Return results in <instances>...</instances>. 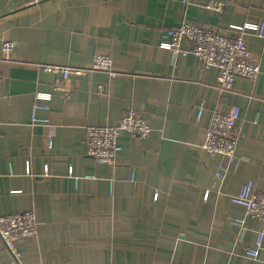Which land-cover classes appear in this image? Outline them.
Listing matches in <instances>:
<instances>
[{
	"label": "crops",
	"instance_id": "1",
	"mask_svg": "<svg viewBox=\"0 0 264 264\" xmlns=\"http://www.w3.org/2000/svg\"><path fill=\"white\" fill-rule=\"evenodd\" d=\"M215 2L221 11L209 7ZM185 21L237 34L233 25L264 22V0H0V215L34 210L39 222L38 234L18 243L22 264H264V243L257 259L245 255L260 222L244 231L231 221L245 215L231 200L244 183L264 193V39L246 35L258 79L223 90L218 70L160 47L165 30ZM5 40L15 43L10 57ZM101 53L119 74L72 75L68 96L55 88L62 74L44 69L87 68ZM38 92L51 93L49 109L38 111L48 125L32 119ZM233 105L247 135L238 166L202 147L214 112ZM130 109L151 134L124 132L117 162L98 163L87 127L117 125ZM221 163L230 174L205 200ZM10 259L0 239V264Z\"/></svg>",
	"mask_w": 264,
	"mask_h": 264
},
{
	"label": "built area",
	"instance_id": "2",
	"mask_svg": "<svg viewBox=\"0 0 264 264\" xmlns=\"http://www.w3.org/2000/svg\"><path fill=\"white\" fill-rule=\"evenodd\" d=\"M42 0H34L41 2ZM223 2L211 3L209 7L221 11ZM237 34L224 33L217 27L205 26L194 21H185L178 27L165 30L160 47L170 50L173 56L196 55L202 62L203 69L218 70V85L223 90L233 88L235 80L239 78L255 82L261 74V62L250 51L246 35L254 33L264 39V22H248L244 25H233ZM189 47L185 48L183 43ZM15 48V43L10 40L3 42V51L6 57H10ZM44 69L49 72L62 74V80L55 84V88L68 96L67 82L72 75L82 76L87 72L99 70L107 72L111 77L119 73L114 67V61L110 54H97L91 66L87 68L63 65H46ZM37 102L32 109L34 124L48 125L49 119L40 117L38 111L49 109L51 93L38 92ZM204 111V104L199 108V117ZM241 107L230 106L214 112L211 117L209 129L203 142V149L209 155L222 154L233 164L238 166L244 158L238 156L237 147L239 142L246 138V133L237 126L241 118ZM152 127L143 113L130 109L124 112L117 125H91L87 127L88 153L100 164H115L118 154L122 150L120 137L124 132L137 134L140 138H147ZM52 136L49 144L52 145ZM245 160V159H244ZM230 168L221 163L215 173V181L211 188L205 191L204 198L208 200L214 190L219 191L218 182L227 178ZM51 166L44 165V174L50 175ZM67 174L74 177L73 165L67 168ZM159 193H155L157 200ZM231 200L245 208L244 217H231V221L240 225L244 231L248 230L249 220H258L261 224L257 231L254 246L245 250V255L250 259H257L264 243V193L258 192L253 180L243 184L238 193L231 195ZM39 222L34 210H27L16 214L0 215V239L10 253L11 259L4 264H22L23 254L18 247L20 240L34 237L38 234Z\"/></svg>",
	"mask_w": 264,
	"mask_h": 264
}]
</instances>
